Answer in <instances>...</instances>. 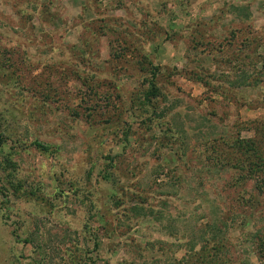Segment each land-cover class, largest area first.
Instances as JSON below:
<instances>
[{"label":"rangeland","instance_id":"rangeland-1","mask_svg":"<svg viewBox=\"0 0 264 264\" xmlns=\"http://www.w3.org/2000/svg\"><path fill=\"white\" fill-rule=\"evenodd\" d=\"M0 117V264H264V0H0Z\"/></svg>","mask_w":264,"mask_h":264},{"label":"trees","instance_id":"trees-1","mask_svg":"<svg viewBox=\"0 0 264 264\" xmlns=\"http://www.w3.org/2000/svg\"><path fill=\"white\" fill-rule=\"evenodd\" d=\"M150 90L151 91H146V95H145L148 100H149L150 97H153V96L157 95V92H156V90L154 88H152ZM0 119H1V117H0ZM1 120H0V144H2V142H3V130H2V126H1ZM36 146L39 147V148L45 149V147H43V146H41L39 144H36Z\"/></svg>","mask_w":264,"mask_h":264}]
</instances>
